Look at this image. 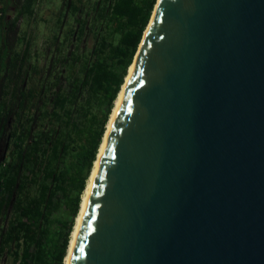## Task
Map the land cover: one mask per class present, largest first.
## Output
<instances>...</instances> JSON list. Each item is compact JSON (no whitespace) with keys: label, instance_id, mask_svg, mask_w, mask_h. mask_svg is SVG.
Here are the masks:
<instances>
[{"label":"water","instance_id":"95a60500","mask_svg":"<svg viewBox=\"0 0 264 264\" xmlns=\"http://www.w3.org/2000/svg\"><path fill=\"white\" fill-rule=\"evenodd\" d=\"M135 60L72 264H264V0H161Z\"/></svg>","mask_w":264,"mask_h":264},{"label":"trees","instance_id":"16d2710c","mask_svg":"<svg viewBox=\"0 0 264 264\" xmlns=\"http://www.w3.org/2000/svg\"><path fill=\"white\" fill-rule=\"evenodd\" d=\"M38 2L0 0L4 264H64L82 195L158 0H72L66 18L75 17L76 25L67 32L60 27L64 41L54 34L48 66L21 33V21L35 18ZM88 32L92 50L64 54L66 43L81 42Z\"/></svg>","mask_w":264,"mask_h":264},{"label":"rangeland","instance_id":"374dc122","mask_svg":"<svg viewBox=\"0 0 264 264\" xmlns=\"http://www.w3.org/2000/svg\"><path fill=\"white\" fill-rule=\"evenodd\" d=\"M91 1V3H94L97 0ZM71 2L72 0H39L36 7L35 18H25L21 21V33L23 37L25 35L27 40H30V50L32 51V55L39 53L40 59L38 62L40 65L45 64L48 66L51 63L54 52L56 51V48L51 44L53 42L54 34L58 33L61 41H64L65 35L60 32V27L63 26L64 31L67 32L69 30L68 25H76L75 17L66 18L72 8ZM60 20L62 21L61 23L59 22ZM64 43H66V41ZM93 44L94 38L92 34L88 32L86 37H84L81 42L74 41L73 45L66 43L64 46V54L69 56L68 54L73 50L80 57L84 54V52H89L92 50ZM24 47L25 43H23L22 49ZM31 62L36 63L35 57H33ZM64 74H66V71ZM83 198L84 194L82 195V202ZM57 223H64V220H61ZM57 227L54 229L55 231H57ZM1 259L2 257H0V264H4L5 261L3 262V259Z\"/></svg>","mask_w":264,"mask_h":264},{"label":"bare ground","instance_id":"6f19581e","mask_svg":"<svg viewBox=\"0 0 264 264\" xmlns=\"http://www.w3.org/2000/svg\"><path fill=\"white\" fill-rule=\"evenodd\" d=\"M160 3H161V0H158L157 2V5H156V8L154 10V13H153V16H152V19H151V22L146 30V33H145V36H144V39L140 45V48H139V51L141 50V48L143 47L146 39H147V36L149 35L150 31H151V27H152V24H153V21L156 17V14L158 13V10H159V7H160ZM135 62L136 60L133 62V64L131 65L130 69H129V73H128V76L126 78V81H125V84L123 85L122 87V90L119 94V97L116 101V104H115V107L113 109V112L111 114V117H110V120H109V123L107 125V131H106V134H105V137L103 139V143H102V146L100 148V152L98 154V158H97V161L95 163V167L93 169V172H92V175L88 181V184L86 186V190L84 192V198H83V202L81 204V211L76 219V224L74 226V230L72 232V235H71V241H70V246H69V250H68V254H67V257L65 259V262L64 264H72V261H71V256L73 254V249L78 241V235L81 231V228H82V225H83V222H84V217L87 213V202L89 200V197L91 195V190L94 188V185H95V181H96V177H97V174H98V171H99V167L102 163V157H103V152L105 150V145H106V142L108 141L109 139V136H110V133L112 131V128L114 126V123H115V120H116V117H117V114H118V109L122 103V100L124 98V95L128 89V86H129V83H130V79H131V76L134 72V69H135Z\"/></svg>","mask_w":264,"mask_h":264}]
</instances>
